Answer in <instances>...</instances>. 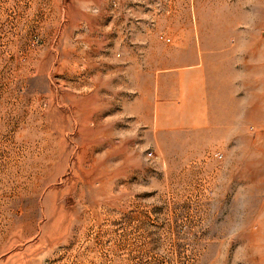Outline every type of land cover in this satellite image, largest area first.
Listing matches in <instances>:
<instances>
[{
	"label": "rangeland",
	"instance_id": "374dc122",
	"mask_svg": "<svg viewBox=\"0 0 264 264\" xmlns=\"http://www.w3.org/2000/svg\"><path fill=\"white\" fill-rule=\"evenodd\" d=\"M0 264H264V0H0Z\"/></svg>",
	"mask_w": 264,
	"mask_h": 264
}]
</instances>
